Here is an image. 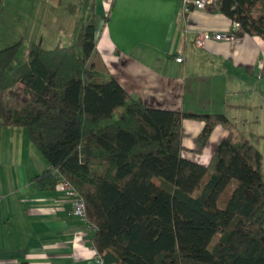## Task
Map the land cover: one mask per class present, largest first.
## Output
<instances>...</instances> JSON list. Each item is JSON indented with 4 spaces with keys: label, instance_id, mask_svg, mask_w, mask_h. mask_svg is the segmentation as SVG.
<instances>
[{
    "label": "trees",
    "instance_id": "1",
    "mask_svg": "<svg viewBox=\"0 0 264 264\" xmlns=\"http://www.w3.org/2000/svg\"><path fill=\"white\" fill-rule=\"evenodd\" d=\"M210 10L240 23L239 36L264 40V0ZM96 29L92 13L70 45L22 40L0 50V128H25L50 164L34 181L49 191L62 176L75 187L103 264H264L261 151L225 115L136 100L99 64ZM185 120L204 123L200 149L216 127L228 132L209 166L184 156Z\"/></svg>",
    "mask_w": 264,
    "mask_h": 264
},
{
    "label": "crops",
    "instance_id": "2",
    "mask_svg": "<svg viewBox=\"0 0 264 264\" xmlns=\"http://www.w3.org/2000/svg\"><path fill=\"white\" fill-rule=\"evenodd\" d=\"M47 1L93 3L82 17L87 22L96 14L97 56L136 100L150 108L225 115L264 157V40L246 35L236 44L210 42L201 49L198 32H227L232 21L208 9L186 22L182 0ZM80 23L73 22L75 40ZM16 129L9 132L25 136ZM203 129V122H183L184 156L209 166L228 132L216 127L200 149ZM30 144L26 151L11 147L19 173L6 169L11 164L0 168V264H97L95 229L74 216L65 194L40 189L34 178L50 164Z\"/></svg>",
    "mask_w": 264,
    "mask_h": 264
},
{
    "label": "rangeland",
    "instance_id": "3",
    "mask_svg": "<svg viewBox=\"0 0 264 264\" xmlns=\"http://www.w3.org/2000/svg\"><path fill=\"white\" fill-rule=\"evenodd\" d=\"M92 5L93 3H50L47 0H4L0 3V50L8 48L20 40H23L26 44H39L43 40L42 46L47 50L56 48L58 44L62 46L70 45L75 41L72 31L73 22L76 20L80 21V24L85 22L82 15L91 10ZM99 64H101L100 60ZM101 73L102 69L99 68L97 74L100 76ZM7 101L8 105L11 106V98L8 97ZM121 112L122 110H119L116 117H119ZM10 129L12 128H0V168L1 165H10V160H19L17 152H15L14 157L13 155L10 157L11 147L18 145L19 149L22 150L23 145L26 151L25 145H31L25 128H20L21 131L25 132V136L22 134L13 135L9 132ZM35 151L38 153L37 155H41L38 150ZM41 157L43 156L41 155ZM30 158L33 163L35 159ZM6 169L19 173L18 167L13 164ZM208 178L209 176L206 177L204 182ZM235 185V183L232 184L225 192L221 205L231 195ZM218 239L219 236L214 239L211 248L217 243Z\"/></svg>",
    "mask_w": 264,
    "mask_h": 264
},
{
    "label": "built area",
    "instance_id": "4",
    "mask_svg": "<svg viewBox=\"0 0 264 264\" xmlns=\"http://www.w3.org/2000/svg\"><path fill=\"white\" fill-rule=\"evenodd\" d=\"M183 9L182 15L186 22L189 21L193 12L207 11L208 9L217 5L220 0H182ZM241 25L238 22H232V26L227 32H198L195 38L197 47L204 49L210 42H227L229 44H236L241 36H239ZM178 63L183 62V58H177ZM57 189L65 194L70 199L73 214L83 221H87L86 203L84 198L79 194L75 187L64 177L60 176L57 184ZM97 264H103L101 259L97 256Z\"/></svg>",
    "mask_w": 264,
    "mask_h": 264
}]
</instances>
